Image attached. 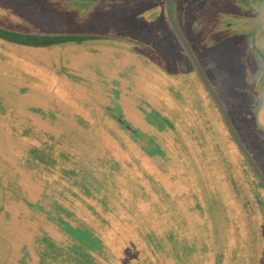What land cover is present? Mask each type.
Returning <instances> with one entry per match:
<instances>
[{
  "label": "flooded vegetation",
  "instance_id": "flooded-vegetation-1",
  "mask_svg": "<svg viewBox=\"0 0 264 264\" xmlns=\"http://www.w3.org/2000/svg\"><path fill=\"white\" fill-rule=\"evenodd\" d=\"M56 2L64 8L85 14L107 5L117 9L120 0ZM261 2L262 4L257 6L255 0L178 1L180 6L186 5L188 10L202 13L197 14L198 18L197 15L194 17V22L199 23L197 27L205 30L201 37L185 38L178 29L225 111L239 142L258 170L254 157L241 142L239 130L251 124L264 127V0ZM205 12L208 14L205 15ZM12 18L13 15L0 4V27L14 31L2 24L3 21ZM168 28L185 56L187 68H190L188 72L181 69L182 64L176 61V58L174 60L176 64L170 60L171 71H167L165 66L159 63L151 64L150 59H144L142 54L144 47H148L155 57H158L159 50L154 47L153 41L142 38L161 36L117 33L64 35L77 36V45H81L78 49L81 55L77 59L79 63L77 72L72 67L65 69L67 76L77 77V80L74 78L77 82V92L79 91L82 98L92 105L90 109L95 117L101 119V123L109 128L110 152L107 164L113 163L114 152H120L124 163L129 164L130 148L134 152L133 159L140 154L146 165L153 164L154 167L168 163L185 165L193 176L194 183L200 184L203 211L210 226L214 245L218 252H224L229 246L235 245L238 234L242 232L241 230L238 232V227L246 232L248 228L254 226L256 228V219L264 223V186L231 136L218 105L198 76L169 23ZM82 38L84 40L80 44L79 40ZM0 41L4 47H9L5 46L7 44L41 47L17 44L3 37H0ZM85 44L88 45L82 46ZM15 53L19 54L16 51ZM93 54L98 55L95 62L91 59L93 57L90 58L91 62L82 61L85 60L84 57L88 59L87 56ZM204 55L211 56L206 64L201 61V56ZM0 58L7 67L12 65V71L14 69L17 71L12 75L0 73L3 79L23 85L20 93H23L26 87H31L24 78L23 71L11 63L13 56L5 54ZM110 59H116V64ZM105 60L115 67L113 75H104L106 71H102V76L93 71V68L102 66ZM209 63L223 70L218 73L217 70L210 68ZM154 75L160 77L157 83L152 78ZM162 76L165 82L162 81ZM146 79L149 81L146 82ZM195 83L203 88L211 109L203 106L200 93H195L196 89L192 91ZM217 83L229 91L225 98L218 92ZM235 91L239 92V100L232 96ZM7 93L13 95L16 92ZM46 103L42 108L25 105L32 110L33 117H29L28 120L32 122L31 133H35L33 136L25 130L20 131L19 137L24 133L27 140L28 136L31 138L30 141H23L26 150L18 148L16 151L10 150L8 155H5L0 149V256L12 246L20 255L28 216L36 213L41 219L49 212V207L44 204L45 198L61 203L60 195L54 191V184L50 183L51 179L46 180V176H50L55 156L63 154L61 157L72 163H75L76 159L80 161L78 158L80 156L88 162L87 165L96 161L90 159L94 155L91 149L93 142L86 146L84 144L89 141H81L77 149L73 148L70 151L59 150L58 143L50 142L52 137L46 125L58 124L56 120L61 116L62 110L55 109L47 101ZM5 105L9 111L13 108L9 103ZM245 110L251 114V118L244 117ZM9 111L3 116L5 122H11L12 113ZM260 132L263 133L261 139L264 140V128L260 127ZM222 133L227 147L222 145ZM118 137L127 140L126 147L114 145L118 143ZM262 158L263 163L264 157ZM10 159L13 162L8 161ZM197 170L201 173L203 184L196 181ZM39 171H43V175H40ZM259 172L264 178L262 172L260 170ZM77 228L80 232L67 249L75 259L73 264H96L95 258L100 249L97 238L82 233L81 225H77ZM261 229L259 227L258 231L254 232L257 242L263 238ZM10 236L15 239V245L13 240L9 239ZM256 248L258 254V245ZM6 260L4 264H13L14 260L10 257Z\"/></svg>",
  "mask_w": 264,
  "mask_h": 264
},
{
  "label": "rangeland",
  "instance_id": "rangeland-1",
  "mask_svg": "<svg viewBox=\"0 0 264 264\" xmlns=\"http://www.w3.org/2000/svg\"><path fill=\"white\" fill-rule=\"evenodd\" d=\"M56 1L0 0L2 7L13 15L11 20H5L2 24L14 32L27 34H156L161 38L142 39L154 42V47L159 50L158 57L150 53L148 47H144V52L142 51L144 59H150L151 64L159 63L163 67L165 66L167 71H171L170 60L174 61L176 58V61L182 64L183 71L190 70L187 68L188 64L182 50L174 41L168 28L163 0H120L117 9L107 5L85 14L81 11L75 12L71 8H64ZM178 1L180 2V0H170L174 22L185 38L201 37L205 30L197 27L199 24L197 21L194 22V17L198 13L188 10L186 5L180 6ZM255 4L260 6L262 2L255 0ZM200 14L202 13L200 12L198 15ZM207 14L208 12H205V15ZM83 40V38L79 40L81 41L79 43L82 44ZM77 44V41H68L41 47L11 46L9 44L5 45L9 47H4L0 41V56L5 54L13 56L11 63L15 68H20V71H23L24 78L31 85V87H26L23 93H20V88L23 85L12 82L11 84L0 76V149L4 154L8 155L10 150L16 151L18 148L26 150L23 141H30L31 138L28 136L27 140L24 133L19 137L20 131L25 130L28 134L35 135V133H31L32 122L28 120L29 117H33L32 110L25 105L42 108L47 104V101L55 109L62 110L61 116L56 120L58 124L46 125L50 131V137H52L50 142L58 143L59 150L62 151L77 149L81 141H89L84 144L86 146L93 142L91 149L94 155L92 153L93 156L90 159L96 160L93 164L87 165L88 162L80 156H78L80 161L76 159L75 163L62 158L63 154L55 156L50 176H46V180L51 179L50 183L54 184V191L60 195L61 203L45 198L44 204L49 207L46 217L40 219V215L36 213L28 216L25 240L21 246L20 255L19 251H15L12 246L1 254L0 264H4L7 257L14 260L13 264H73L75 259L67 249L72 242L74 243L77 233L80 232L77 225H81L82 232L88 233L89 236L98 240L100 249H98L97 258H95L97 259L96 264H210L209 254L203 251L206 244L202 242L205 241V233L212 250L211 262L215 260L220 264H264V223L256 218L255 229L252 227L253 229L248 228L246 232H243V229L238 227V232L239 230L242 232L240 235L238 234L235 245L229 246V249L224 252H218L203 211L200 184L194 183L193 176L185 165L181 163L177 165L168 163L159 167H154L153 164L146 165L140 154L136 159H133L134 152L130 148H128L131 154L129 164L124 163L120 152H114L113 163L107 164L110 152L108 149L109 128L101 123V119L95 117L90 109L92 105L82 98L79 91L77 92V82L75 81L77 77H74V80L66 73V67H72L77 72V65H79L77 59L81 55L78 51L81 45ZM86 45L88 44L82 46ZM15 51L19 54H16ZM87 57L88 59L84 57L85 60L82 61H90L91 57L94 62L98 60V55L95 54ZM210 57L209 55L201 56V61L206 64ZM110 61L116 64V59H110ZM102 66L93 68V71L99 74L106 71L104 75H113L115 67L109 61L105 60ZM209 66L211 69L217 70L218 73L221 69L223 70L221 67L215 68L211 63ZM11 68L12 65L7 67L4 60L0 58V73L15 74L17 71L15 69L12 71ZM156 77L155 75L152 77L155 83L160 78L157 75ZM162 78V81L165 82L164 76ZM167 79L169 80V78ZM148 81L146 79V82ZM194 89L197 90L195 93H200V101L203 106L211 109V104L205 96L203 88L195 83L192 86L193 92ZM217 90L223 98L229 92L218 83ZM7 91L16 93L10 95ZM232 96L238 100L240 98L238 91H235ZM5 103H9L13 108L9 111ZM7 111L12 113L11 122H5L6 119L3 117L7 115ZM244 117L251 118L252 116L245 110ZM260 127L264 128L258 124L245 125L241 131L239 130V133L241 142L254 157L259 170L264 175V161L262 163L264 140L261 139L263 133L260 132ZM222 129L225 133L224 127ZM221 140L223 147H227L223 133ZM125 141H127L125 138L118 137V143L114 145L126 147ZM8 161L13 162L12 159ZM39 174L43 175V171H39ZM195 176L196 181H201L203 184L201 173L198 170ZM78 184H81L79 188L88 184L93 196L86 197L87 190L69 189V187H77ZM86 200L92 201L91 204H94L95 207L92 205L89 209L86 204L83 208L77 207V201L84 202ZM102 203L107 207H103ZM134 208L140 215V232L151 230L160 237V240L167 231L174 232V236L177 238H186L187 218L190 216L192 218L191 228L196 233L200 227H203V236L199 237L200 241L196 244L197 250H185L177 262L169 260L156 262L150 260L151 258L145 251L138 252L137 246L142 243L131 244L129 230V213ZM96 210L99 213H96ZM86 211H93L96 217L107 218L108 222L105 228L98 225L101 235L97 231V222L91 216H85ZM86 220L91 221L87 223ZM259 227L262 228L263 238L257 242L254 232L258 231ZM117 232H120V236L115 234ZM10 238L15 245L13 236ZM184 241L187 242L186 239ZM256 245H258V254ZM121 246L122 249H126V252H122L123 259L118 260L116 258L120 254Z\"/></svg>",
  "mask_w": 264,
  "mask_h": 264
},
{
  "label": "trees",
  "instance_id": "trees-1",
  "mask_svg": "<svg viewBox=\"0 0 264 264\" xmlns=\"http://www.w3.org/2000/svg\"><path fill=\"white\" fill-rule=\"evenodd\" d=\"M81 184H78L77 187H69V189H77L80 187ZM85 187H81L79 188L80 190L83 189L87 190L86 197L90 196L92 197L93 194H91L90 190H89V185L88 184H84ZM92 201H84V202H79L77 201V207H84L86 205L87 208L90 209V207H95L94 204H91ZM93 203V202H92ZM86 204V205H85ZM98 205V204H95ZM103 207H107L106 204L102 203L101 204ZM196 206V204H195ZM96 209V208H95ZM194 209V208H192ZM197 209V208H195ZM96 213H99L96 210ZM85 216H91L92 219H94L95 222H97V231L99 233V235H101V231L98 230L99 227H103L105 228V225H107V218L106 217H96L94 216L93 211H86L85 212ZM130 215V225H129V230H130V240H131V244L134 243L135 245H138L140 243V245H138V252H141L142 250L145 251L147 253V255L151 258L150 260H155L156 262H166V260L172 261V262H177L180 257L183 255V252L186 250H190V251H194L195 249L197 250L198 246H196V244L200 241L199 237L203 236V231L202 228L200 227V230H198V232L196 233L193 228H191V224H192V218L189 216L187 218V224L186 223H182V224H186L188 225V231L186 230V238H177L174 236V232H170L167 231L166 233H164L162 235V239L160 240V237L158 235H156L153 231L151 230H147L144 232H140V215L138 214V212L136 211V209H132L129 213ZM108 217V216H107ZM87 218V217H86ZM109 218V217H108ZM87 223H90L89 221L91 220H86ZM114 222H115V218H114ZM99 225V227H98ZM94 226V225H93ZM84 231V230H83ZM107 231V230H106ZM105 232V231H104ZM85 233V232H82ZM110 233V232H109ZM180 233V232H179ZM116 235L120 236V232L115 233ZM181 234V233H180ZM105 235V234H103ZM105 238V237H104ZM187 240L184 241V240ZM205 241V246L203 251H205L206 253L209 254V262L210 264H220L217 263L215 260L214 261H210V256H211V248L209 246V241L207 240V235L205 233L204 236ZM184 242V243H183ZM184 247H181L183 246ZM141 246H143V248H141ZM121 250L119 251L120 254L117 255L118 260H122L123 256H122V252H126V249H122V246L120 248ZM104 258V257H103ZM225 264V263H222Z\"/></svg>",
  "mask_w": 264,
  "mask_h": 264
},
{
  "label": "water",
  "instance_id": "water-1",
  "mask_svg": "<svg viewBox=\"0 0 264 264\" xmlns=\"http://www.w3.org/2000/svg\"><path fill=\"white\" fill-rule=\"evenodd\" d=\"M164 11H165V15L167 18V21L171 27V29L173 30L174 34L177 36L178 41L180 42V44L182 45V47L184 48L185 52L187 53V55L189 56L190 60L192 61L195 70L198 74V76L200 77V79L202 80L203 84L207 87V89L209 90L212 98L215 100L216 104L218 105L223 118L225 120V123L227 125V128L231 134V136L233 137L234 141L236 142L237 146L241 149V151L243 152L244 156L246 157V159L248 160V162L250 163L251 167L253 168V170L256 172V174L258 175L260 181L262 182L263 186H264V178L261 175V173L259 172V170L257 169V167L255 166V164L253 163V161L251 160V158L249 157V155L247 154V152L245 151L244 147L241 145V143L239 142L234 130L232 129L229 120L227 118V115L225 113V111L223 110L220 102L218 101L215 93L213 92V90L211 89L210 85L208 84L206 78L204 77L203 73L201 72V70L199 69L188 45L186 44L184 38L182 37L178 27L176 26L175 22L173 21L171 12H170V6H169V0H164ZM0 37H3V39L7 40V41H14L17 44H25V45H31V46H44V45H48V44H54V43H59V42H68V41H77V36H64V35H41V34H27V33H17L14 31H10L7 29H3L0 27Z\"/></svg>",
  "mask_w": 264,
  "mask_h": 264
}]
</instances>
